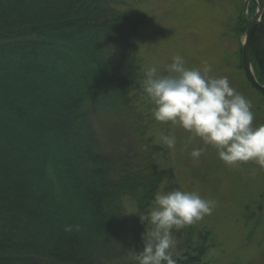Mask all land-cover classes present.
<instances>
[{
  "label": "trees",
  "instance_id": "16d2710c",
  "mask_svg": "<svg viewBox=\"0 0 264 264\" xmlns=\"http://www.w3.org/2000/svg\"><path fill=\"white\" fill-rule=\"evenodd\" d=\"M120 3L0 0V264H137L125 258L132 244L123 201L146 215L176 172L157 167L159 146L135 158L109 153L95 124L100 114L120 117L144 77L132 40L149 17ZM257 7L250 4L252 16ZM231 31L246 34L243 8ZM238 56L245 75L241 42ZM253 68L264 85V17ZM247 205L240 217L252 238L261 219ZM186 231L177 264H202L212 231L202 242L193 224Z\"/></svg>",
  "mask_w": 264,
  "mask_h": 264
},
{
  "label": "rangeland",
  "instance_id": "374dc122",
  "mask_svg": "<svg viewBox=\"0 0 264 264\" xmlns=\"http://www.w3.org/2000/svg\"><path fill=\"white\" fill-rule=\"evenodd\" d=\"M122 2L121 9L149 17V23L132 40L143 74L152 66H156L161 74H166L165 69L175 55H181L189 68L202 67L207 61L212 69L210 75L226 76L230 85L252 102L254 126L264 124V97L252 90L240 70L238 51L245 35L238 39L231 31L239 8L244 9L245 0L234 3L230 0ZM137 89L131 94L129 105L120 117L111 114L95 116L105 149L114 155L128 153L135 158L150 154V148L154 146L162 147L166 149L164 153L154 154L158 155L157 167L173 168L176 177L164 181L159 191H172L182 184V190L197 191L204 198L217 202L211 215L193 224L196 241L202 242V235L207 231H212L213 235V239L205 245L207 249L202 264H264V168L253 161L230 167L219 158L214 147L204 145L198 137L188 142L191 134L179 125L154 119V106L141 86ZM161 135H174L177 139L175 148L169 150L163 147ZM194 148L205 149L198 160L190 156ZM123 202L127 241L132 244L125 258L130 260L143 249L142 233L146 231V222H141L139 209L132 198L126 197ZM243 204H248L249 210L255 212V221L260 223L261 219L252 238L249 235L253 225L246 226L250 221L240 217ZM152 206L153 203L150 208ZM259 206H262V214ZM147 227L150 229L152 226L148 224ZM187 227L173 232L176 241L174 258L186 252L183 244L188 235ZM213 241L215 248L212 247ZM197 245L190 246L195 249ZM197 249L194 254H197Z\"/></svg>",
  "mask_w": 264,
  "mask_h": 264
},
{
  "label": "clouds",
  "instance_id": "9594fccd",
  "mask_svg": "<svg viewBox=\"0 0 264 264\" xmlns=\"http://www.w3.org/2000/svg\"><path fill=\"white\" fill-rule=\"evenodd\" d=\"M185 63L181 55H175L166 74L156 66L145 71L140 86L154 106V119L179 125L191 134L188 142L198 137L204 145L214 147L230 167L253 161L264 168V124L254 126L252 102L237 92L226 76L210 75L207 61L202 67L192 68ZM160 143L172 150L177 139L161 135ZM204 150L194 148L190 156L198 160ZM182 188L181 184L172 191H157L148 213H139L141 222H146V231L142 233L143 249L133 257L137 264H177L173 232L211 215L217 206L216 201L197 191ZM65 230L71 231V226Z\"/></svg>",
  "mask_w": 264,
  "mask_h": 264
},
{
  "label": "water",
  "instance_id": "95a60500",
  "mask_svg": "<svg viewBox=\"0 0 264 264\" xmlns=\"http://www.w3.org/2000/svg\"><path fill=\"white\" fill-rule=\"evenodd\" d=\"M252 2L258 6L256 13L253 16L249 13V7ZM244 15L247 20V31L245 34V40L242 44V65L251 86L264 95V85L258 81L253 68V39L256 29L258 26L262 25L264 17V1L245 0Z\"/></svg>",
  "mask_w": 264,
  "mask_h": 264
},
{
  "label": "flooded vegetation",
  "instance_id": "af4514ba",
  "mask_svg": "<svg viewBox=\"0 0 264 264\" xmlns=\"http://www.w3.org/2000/svg\"><path fill=\"white\" fill-rule=\"evenodd\" d=\"M259 210L262 211V206H259ZM192 248V247H191ZM197 248L193 249V251H196ZM198 250V249H197Z\"/></svg>",
  "mask_w": 264,
  "mask_h": 264
}]
</instances>
